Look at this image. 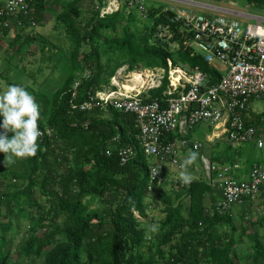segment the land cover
Wrapping results in <instances>:
<instances>
[{
	"label": "trees",
	"instance_id": "16d2710c",
	"mask_svg": "<svg viewBox=\"0 0 264 264\" xmlns=\"http://www.w3.org/2000/svg\"><path fill=\"white\" fill-rule=\"evenodd\" d=\"M246 1L249 5L264 9V0ZM78 3L79 0L69 2L67 10L56 15L57 21L65 26L74 40L82 67L88 70V74L78 81L76 88L67 84L54 100L52 129L60 140V148L56 150L49 142L52 134L48 135L41 129L43 137L38 138L40 147L36 155L16 157L12 162L0 164V178L13 179L10 180L12 185H17L19 180L26 181L25 191L29 193L35 185L39 186L47 193L49 212L55 213V216H63L61 226L29 240L27 248H34L35 253H40L46 245L52 244L41 264H71L78 259L82 248L88 256H97L98 264H144L138 258L137 251L144 234L138 228L134 211L145 215L148 205L144 201L147 197L148 170L153 158L145 154L139 145L134 115L109 107L112 116L106 117L104 109L98 106L89 110L71 106L72 103L79 104L85 100L88 91L99 90L106 69L100 57V46L105 43L101 29L107 27L117 13L103 17L99 16L97 9H93L81 19ZM31 6L33 19L40 20L44 9L43 0H31ZM150 9L148 18L159 13L158 25L166 23L167 16L173 15V11L169 9ZM0 31L6 33L7 28L0 27ZM81 42L88 45L87 50L80 49ZM110 43L124 48H129L127 46L130 45L129 41L116 38ZM143 43L147 46L146 33ZM158 54L161 64L166 67L171 53L158 51ZM185 61L189 67H197L206 73L210 82L214 83L220 78V73L206 63L200 54H191L188 50L185 52ZM161 89L162 86H159L143 95L148 94L149 99L160 97L163 92ZM74 90L75 97L72 96ZM39 127L42 128L40 123ZM85 142L88 143L87 148L81 149ZM127 145L134 146L135 153L127 162L121 163L117 148ZM73 147L82 151L81 155L85 157L91 154L93 168L84 166L83 162L77 167L63 164L68 163V154ZM107 149L111 151L109 155L106 154ZM252 151L254 147L251 145L246 149L243 146L233 147L227 142L211 159L219 162L248 160ZM2 181L0 179V183ZM181 187L190 196L189 218L181 214L178 206L168 205L155 236L157 250L161 255L164 254L161 245L168 243L169 257L165 263L239 264V255L235 249L237 240L233 236L235 226L231 225L228 236L220 235L216 229L218 225L230 222V212L218 213L213 210L214 189L205 181L197 179ZM161 191L160 189L158 192ZM157 193L155 194H160ZM205 193L209 194L212 203L206 210L200 202ZM89 194L95 195L104 205L107 211L104 216L87 209L83 199ZM11 196L0 190V204L5 203L9 207L13 198ZM243 231L241 234L245 233ZM255 246L253 255L249 256L252 257L249 264H264V248ZM0 264H7L6 252L0 253Z\"/></svg>",
	"mask_w": 264,
	"mask_h": 264
},
{
	"label": "rangeland",
	"instance_id": "374dc122",
	"mask_svg": "<svg viewBox=\"0 0 264 264\" xmlns=\"http://www.w3.org/2000/svg\"><path fill=\"white\" fill-rule=\"evenodd\" d=\"M71 1L73 0H43L44 9L40 20L35 21V25H31L27 19H20V23H14L7 28L6 33L0 31V90L6 88L8 84L17 83L26 86L32 92L40 104L39 123L42 126L40 128L46 134H52L49 142L56 150L60 148V140L52 129V121L55 117L54 100L67 84L72 86L88 74L87 68H83L79 61L74 40L65 30V26L56 19L58 13L67 10ZM146 4L154 9L174 5L200 13H210L211 10L206 9L205 4H211L264 15L263 8L249 5L246 0H146ZM78 6L81 19L88 16L93 9H97L99 16L103 17L117 13L114 20L101 29L105 43L100 46V57L106 69L99 90L116 91L114 95H117V92L132 94L137 90L127 88L128 85H134L142 92H151L153 88L159 86H162L163 91L170 84L169 78L173 80L169 69L180 68L191 73L197 68L189 67L185 61V52L193 48L183 45L174 33L159 28L157 17L144 18L135 9L127 10L124 0H79ZM145 33L147 46L143 43ZM114 38L129 41L130 45L127 46L129 48L112 46L110 41ZM80 46L81 50L88 49V45L83 42ZM158 51L171 53L166 67L161 64ZM215 63L221 70L224 69V65L219 61ZM133 72H143L144 83L135 81L132 78ZM250 106L252 111H261L264 108V101L254 100ZM103 109L104 116H112L109 106ZM208 134L207 126L202 124L196 126L190 133L193 139L203 142L201 152L211 159L227 142L221 137L208 139ZM87 146L88 143L85 142L81 149H86ZM81 154L82 151L73 147L68 154V163L63 164L77 167L83 162L84 166L93 168L91 154L88 157ZM251 157L252 154L249 158ZM7 162L9 161L5 153L0 152V164ZM196 163H199L197 159L193 164ZM181 170H183L181 167L168 170V181L164 189L158 192L160 194L144 199L148 203L145 215L134 211L138 228L144 234L137 250L138 258L144 264H166L165 260L169 257L168 243L160 247L164 250L163 256L157 250L158 243L155 237L165 216V207L178 206L181 214L189 218L190 196L187 190L176 183L180 180ZM0 179L3 180L0 183V190L13 197L9 207L5 203L0 204V253H7V264H41L52 244L46 245L40 253H35L34 248H27L29 240L61 226L63 216L61 214L55 216V213L49 212L47 193L39 186L35 185L29 193L25 191L26 181L19 180L17 185H12L10 180L13 179ZM200 202L205 210L212 204L208 193L204 194ZM83 203L87 205L88 210L98 215L104 216L107 213L104 205L93 194L86 195ZM229 218V223L220 224L216 229L220 235L228 236L231 225L235 226L233 236L237 240L235 249L239 255V264H249L252 260L249 256L253 255L255 245L264 248V199L254 197L245 200L234 207ZM153 224L157 226L155 231L151 227ZM242 231L245 233L241 234ZM96 257L88 256L82 248L79 250L78 259L71 264H98Z\"/></svg>",
	"mask_w": 264,
	"mask_h": 264
},
{
	"label": "built area",
	"instance_id": "2783aa9c",
	"mask_svg": "<svg viewBox=\"0 0 264 264\" xmlns=\"http://www.w3.org/2000/svg\"><path fill=\"white\" fill-rule=\"evenodd\" d=\"M124 3L127 10L135 9L142 17H148L150 8L146 0H124ZM32 12L31 0H0V27L9 28L20 23V19L35 25ZM159 28L183 38L182 43L193 48L190 53L200 54L220 73V78L213 83L198 68L191 73L183 70L182 81L169 78L170 84L160 97L149 99L142 91L114 95L116 91L96 90L88 91L85 100L71 105L80 110L109 106L134 115L139 145L153 158L148 170L147 197L164 189L168 170L181 167L190 151H203V142L190 137L198 125L207 126L208 139L221 137L233 147L250 144L254 150L264 149V108L252 111L250 106L254 100L264 101V15L181 9L167 16L166 23L159 24ZM78 83L75 82L74 88ZM72 96H76V90ZM110 153L107 149L106 154ZM134 153V146L117 148L121 163ZM197 161L188 166V172L219 191L220 197L213 205L218 213L231 212L250 198L264 199V163L256 157L219 162L201 152ZM242 162L249 163L245 174L238 172ZM151 169L158 170L155 176ZM176 183L185 184L181 180Z\"/></svg>",
	"mask_w": 264,
	"mask_h": 264
},
{
	"label": "clouds",
	"instance_id": "9594fccd",
	"mask_svg": "<svg viewBox=\"0 0 264 264\" xmlns=\"http://www.w3.org/2000/svg\"><path fill=\"white\" fill-rule=\"evenodd\" d=\"M40 118V104L26 86L11 83L0 90V129L4 130L0 131V152L5 153L9 162L15 157L36 155L40 147L38 138L42 135ZM197 156L196 151H190L181 165L179 179L185 184L194 179L187 168ZM151 172L155 176L158 170L151 169ZM151 227L153 231L157 228L155 224Z\"/></svg>",
	"mask_w": 264,
	"mask_h": 264
},
{
	"label": "crops",
	"instance_id": "0c3cea01",
	"mask_svg": "<svg viewBox=\"0 0 264 264\" xmlns=\"http://www.w3.org/2000/svg\"><path fill=\"white\" fill-rule=\"evenodd\" d=\"M183 2V1H182ZM247 2V1H246ZM206 5V9H208V10H211V12L210 13H220V12H223V11H225V10H230V11H233V12H242V11H237V10H235V9H232V8H228V7H219V6H215V5H211V4H205ZM155 6V5H154ZM168 7V8H167ZM167 7H162V10H166V9H169V10H171V11H175V10H181V9H183V8H180V7H178V6H174V5H167ZM203 7V6H202ZM149 8H150V6H149ZM158 14L159 13H157V14H155V17H157L158 16ZM127 88V87H126ZM128 89V88H127ZM129 90H132V89H129ZM190 137L192 138V136L190 135ZM193 139V138H192ZM243 147H245L246 149H249V147H250V144H243L242 145ZM252 153V155H253V157H251V158H254V157H256L257 159H259L261 162H263L264 163V149H262V150H254V151H252L251 152ZM256 160V159H255ZM252 161H254V159H252ZM249 163H246V165H245V163L244 162H242L241 163V169L238 171L239 172V174H245L247 171H248V169H249V165H248ZM212 189H214V200L216 201L219 197H220V193H219V191L218 190H216L215 188H212ZM209 199H211L210 198V196H209Z\"/></svg>",
	"mask_w": 264,
	"mask_h": 264
},
{
	"label": "bare ground",
	"instance_id": "6f19581e",
	"mask_svg": "<svg viewBox=\"0 0 264 264\" xmlns=\"http://www.w3.org/2000/svg\"><path fill=\"white\" fill-rule=\"evenodd\" d=\"M182 71L183 70H181L180 68L171 69V76H172L174 82L177 81V80H179L181 78V76H182L181 75V72ZM145 72H148V71H145ZM175 73H176V75H174ZM132 74L134 76L132 78H134L135 81H138L139 83H144V75H143V72L142 73H140V72H133ZM146 74H148V73H146ZM145 76H147V75H145ZM128 87H129L128 89H132V90L139 91V89L136 86H134V85H128Z\"/></svg>",
	"mask_w": 264,
	"mask_h": 264
}]
</instances>
